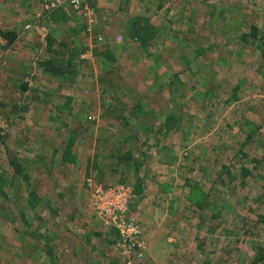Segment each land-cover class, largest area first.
Wrapping results in <instances>:
<instances>
[{"label": "rangeland", "instance_id": "rangeland-1", "mask_svg": "<svg viewBox=\"0 0 264 264\" xmlns=\"http://www.w3.org/2000/svg\"><path fill=\"white\" fill-rule=\"evenodd\" d=\"M46 1L0 2V264H264V0ZM121 184L141 258L92 205Z\"/></svg>", "mask_w": 264, "mask_h": 264}, {"label": "built area", "instance_id": "built-area-1", "mask_svg": "<svg viewBox=\"0 0 264 264\" xmlns=\"http://www.w3.org/2000/svg\"><path fill=\"white\" fill-rule=\"evenodd\" d=\"M63 1L49 0L46 1L44 7L47 12H50L51 9L58 7ZM66 2L74 9H81L84 11L85 16L90 17L91 12L87 6L88 0H66ZM92 196V205L99 216H104V212L107 209H111L112 217L108 220V224H111L114 229L119 231L122 237L121 248L123 253L130 258H141L143 256L144 241L140 237L135 221L128 215L130 203L135 197L132 186L126 184L114 185L105 189V191L96 187ZM128 263L130 264V261Z\"/></svg>", "mask_w": 264, "mask_h": 264}, {"label": "trees", "instance_id": "trees-1", "mask_svg": "<svg viewBox=\"0 0 264 264\" xmlns=\"http://www.w3.org/2000/svg\"><path fill=\"white\" fill-rule=\"evenodd\" d=\"M3 36L5 37V39L7 40V42L9 44L12 43V42H14L15 37H16L14 33H8V32H6L5 34H3ZM245 37L246 38H250L251 37V38H253L255 40H258V42L261 44L260 45V54L264 58V31H261L260 32V30H258V27L256 25H253L252 26V30L249 32V35H246ZM50 42H53V41L50 40ZM48 48H51V44L50 43H48ZM49 51H50V49H49ZM40 64L43 67V69H45L46 71H49L51 73L52 72L53 73H55V72L61 73V70L59 69L60 68V65H57L56 62L53 59L44 60ZM27 87H28V82L26 81L23 84V88L24 89H27ZM6 135H7V133H3V131L0 129V139L2 140V142L4 144L6 143L5 142ZM130 154L132 156V149L127 150L126 153H123L121 155H118L117 156V159H126V160H129ZM133 159H134V157H133ZM10 164H11V166H13V168L16 170V172L18 174H20V175L22 174V170H23L22 164L18 161V158L16 156H11L10 157ZM248 173H250L249 169L246 168V167H242V169L240 171L241 180L243 179L242 177H245ZM25 175H26L25 173L22 174L23 179L26 180V176ZM197 186L198 185L193 186L192 187L193 189H191L190 190V193H188V195H187V197L189 198L190 202L193 203V204H195L196 206H198L200 209H203L205 207L210 206L212 203L210 202L209 195L207 193L203 192ZM0 188H1V185H0ZM27 193L29 194L28 196L31 197L29 199L32 201V198L35 195L34 190H30V192L27 191Z\"/></svg>", "mask_w": 264, "mask_h": 264}, {"label": "crops", "instance_id": "crops-1", "mask_svg": "<svg viewBox=\"0 0 264 264\" xmlns=\"http://www.w3.org/2000/svg\"><path fill=\"white\" fill-rule=\"evenodd\" d=\"M2 1H4V0H0V2H2ZM133 213V212H132ZM134 214V213H133Z\"/></svg>", "mask_w": 264, "mask_h": 264}]
</instances>
